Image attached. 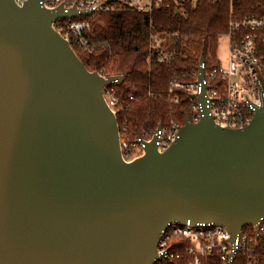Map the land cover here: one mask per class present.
<instances>
[{
	"label": "water",
	"instance_id": "1",
	"mask_svg": "<svg viewBox=\"0 0 264 264\" xmlns=\"http://www.w3.org/2000/svg\"><path fill=\"white\" fill-rule=\"evenodd\" d=\"M88 15L0 0V264H155L169 224L264 218V107L221 128L203 85L201 120L125 163L102 94L124 77L87 70L52 27Z\"/></svg>",
	"mask_w": 264,
	"mask_h": 264
},
{
	"label": "built area",
	"instance_id": "2",
	"mask_svg": "<svg viewBox=\"0 0 264 264\" xmlns=\"http://www.w3.org/2000/svg\"><path fill=\"white\" fill-rule=\"evenodd\" d=\"M26 0H14L22 7ZM177 0H41L46 10L64 7L66 11H91L93 14L120 13L132 10L152 13L155 9ZM168 2V3H167ZM83 17V16H82ZM80 18V17H79ZM52 27L67 39L73 48H89L86 34L90 23L59 19ZM63 32L65 36L63 35ZM229 62L212 67L199 63L197 72L189 82H171L164 99L170 106L179 104L180 93L189 98L190 121L198 123L202 118V104L198 96L206 86L205 96L209 115L214 123L225 129H243L249 125L256 112L264 107V16H240L231 10L228 31ZM75 51V49L73 48ZM76 52V51H75ZM163 55L158 42L152 43L148 62ZM204 71L203 83H199V70ZM100 74V73H99ZM103 76V75H102ZM106 77V76H104ZM103 88L104 100L118 118L122 104L115 85ZM130 101L134 97H129ZM118 122V120H117ZM185 122L171 119L156 127L147 126L133 131L127 121L118 123L119 148L122 160L127 163L146 156L147 145L155 143L156 150L163 154L179 138ZM155 264H264V218L256 224H248L235 235L226 227L214 223L191 224L174 222L161 233L157 244Z\"/></svg>",
	"mask_w": 264,
	"mask_h": 264
},
{
	"label": "trees",
	"instance_id": "3",
	"mask_svg": "<svg viewBox=\"0 0 264 264\" xmlns=\"http://www.w3.org/2000/svg\"><path fill=\"white\" fill-rule=\"evenodd\" d=\"M231 10L240 16H264V0H177L152 13L124 10L83 16L74 21L90 23L85 36L89 48L71 44L90 72L124 77L115 85L123 107L117 118L120 127L127 121L137 132L171 119L183 123L191 117L188 96L180 93L174 106L163 96L171 82L191 81L202 58L209 67L218 63V44L228 31ZM155 42L167 58L160 61L156 55L149 63Z\"/></svg>",
	"mask_w": 264,
	"mask_h": 264
},
{
	"label": "rangeland",
	"instance_id": "4",
	"mask_svg": "<svg viewBox=\"0 0 264 264\" xmlns=\"http://www.w3.org/2000/svg\"><path fill=\"white\" fill-rule=\"evenodd\" d=\"M218 64L226 66L229 62V38L227 36L220 37L217 50Z\"/></svg>",
	"mask_w": 264,
	"mask_h": 264
}]
</instances>
